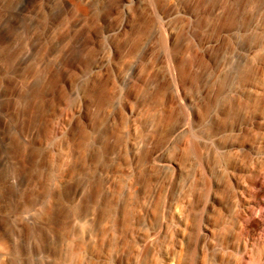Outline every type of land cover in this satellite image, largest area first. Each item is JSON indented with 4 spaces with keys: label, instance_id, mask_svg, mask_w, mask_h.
<instances>
[{
    "label": "rangeland",
    "instance_id": "374dc122",
    "mask_svg": "<svg viewBox=\"0 0 264 264\" xmlns=\"http://www.w3.org/2000/svg\"><path fill=\"white\" fill-rule=\"evenodd\" d=\"M0 264H264V0H0Z\"/></svg>",
    "mask_w": 264,
    "mask_h": 264
}]
</instances>
